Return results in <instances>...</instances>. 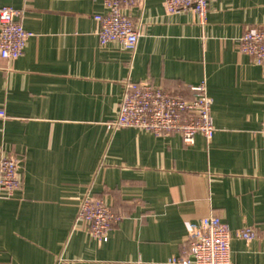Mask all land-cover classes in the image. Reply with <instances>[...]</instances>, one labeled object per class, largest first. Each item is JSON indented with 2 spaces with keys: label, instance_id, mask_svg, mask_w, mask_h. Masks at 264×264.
Listing matches in <instances>:
<instances>
[{
  "label": "crops",
  "instance_id": "obj_1",
  "mask_svg": "<svg viewBox=\"0 0 264 264\" xmlns=\"http://www.w3.org/2000/svg\"><path fill=\"white\" fill-rule=\"evenodd\" d=\"M33 35L15 60L0 58V156L21 160L22 188L0 195V264H170L186 225L216 214L233 237L232 264H264V66L238 38L264 27V0H210L165 13L162 0L132 11L133 54L100 46L101 0H0ZM127 80L191 97L204 83L214 134L112 132ZM86 192L123 214L106 241L76 220Z\"/></svg>",
  "mask_w": 264,
  "mask_h": 264
},
{
  "label": "built area",
  "instance_id": "obj_2",
  "mask_svg": "<svg viewBox=\"0 0 264 264\" xmlns=\"http://www.w3.org/2000/svg\"><path fill=\"white\" fill-rule=\"evenodd\" d=\"M103 14L94 15L96 35L100 46L118 43L134 53L140 31L132 11L141 9L144 0H101ZM210 0H162L167 14L192 11L204 22ZM21 23V11L0 7V58L15 60L32 37ZM238 51L252 61L264 66V27L252 28L238 38ZM191 97L170 92L147 80L124 83L118 111L107 128L116 132L122 128L144 130L155 136L178 134L186 144H193L196 135L210 140L214 134L211 117L212 98L202 82L191 86ZM6 114L0 110V118ZM260 133L264 141V119ZM21 160L11 155L0 156V195L11 197L22 188ZM123 218V214L106 204L103 198L89 192L83 194L78 204L76 220L87 225L89 236L97 242L106 241L109 231ZM251 228L231 232L227 224L216 214H208L186 225V237L179 254L170 264H232L230 242L233 237L246 241L253 237Z\"/></svg>",
  "mask_w": 264,
  "mask_h": 264
}]
</instances>
